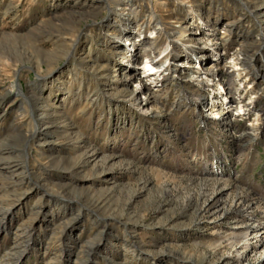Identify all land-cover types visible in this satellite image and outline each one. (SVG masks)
<instances>
[{
    "label": "rangeland",
    "instance_id": "1",
    "mask_svg": "<svg viewBox=\"0 0 264 264\" xmlns=\"http://www.w3.org/2000/svg\"><path fill=\"white\" fill-rule=\"evenodd\" d=\"M185 1L0 0V264L257 262L264 0ZM179 18L204 56L166 60Z\"/></svg>",
    "mask_w": 264,
    "mask_h": 264
},
{
    "label": "bare ground",
    "instance_id": "2",
    "mask_svg": "<svg viewBox=\"0 0 264 264\" xmlns=\"http://www.w3.org/2000/svg\"><path fill=\"white\" fill-rule=\"evenodd\" d=\"M101 2H103V0H100ZM192 2L193 1H185V0H182L181 2V5L178 7V9H176V12L177 14L180 16L183 14H186V16L188 17H191L192 20L195 18L194 17V14H193V11H192ZM187 8V9H186ZM201 11H207V13H209V9L206 7H204L203 5L199 6L198 7ZM182 13V14H181ZM253 13V12H251ZM204 14V13H203ZM202 14V16H204ZM254 14V13H253ZM108 15V12L106 14V16ZM256 15V14H255ZM203 18V17H202ZM162 23V22H161ZM179 23L182 25L180 27V30H176L175 32H166L165 33V37L166 39H169L171 40V43L173 44L174 46V50H175V53L174 54H168L166 56V60L171 58V60L177 58L180 54H178V51H180V48L179 46L177 45L178 42L182 43H188V40H189V43L190 44H193L195 46V49L192 50V52H195V53H199V54H202L204 56V54L206 53L204 51V48H203V44L201 41H196L193 39V33L192 32V28L190 25H187V26H183V25H186L187 21L185 20H182L179 18ZM261 23L264 24V20L261 21ZM155 24V23H154ZM164 24V23H163ZM162 24V25H163ZM121 35L123 36H126V37H129L131 35L130 32L124 30V31H121ZM189 37H191L190 39H188ZM261 43L260 44H253L256 49H257V54L260 53L262 47L264 46V33H262V37H261ZM249 46V45H248ZM248 46H245L243 48V52L244 53H247V50H246V47ZM151 53V52H149ZM121 54V53H119ZM161 54V53H160ZM248 54V53H247ZM249 57V56H248ZM145 58H148V56H146ZM151 58V63L152 65H149L150 62H148V60L146 59V62L143 66V69L145 72L147 73H154V72H158L157 68H160V67H157L154 65V60L155 58H152V57H149ZM252 59V58H251ZM248 60V59H247ZM250 60V59H249ZM246 62V61H245ZM127 81V80H125ZM224 84V81L221 82V85ZM227 84V82L225 83V85ZM224 85V86H225ZM147 88L146 86H143V90L145 91ZM161 92V91H160ZM154 97V94L152 93L150 95V98ZM228 98L230 100V103L232 102V100H234V96L232 95H228ZM229 102L226 103V105H228ZM143 105V103H141V106ZM146 106V105H145ZM237 110L239 111H242V108H238ZM34 117V116H33ZM199 117H204V114L202 115V113H199ZM201 118V119H202ZM50 120H51V117L50 116H46V115H43V116H40L39 117V122L43 125V127L41 129H39V131H37V136L38 138L41 140H46L47 142L45 144H43L44 147H46L47 149H50L53 145H54V141L53 140H50L53 138V128L54 126H51L50 125ZM205 125V123H204ZM58 127V126H57ZM41 154V153H40ZM46 154V153H45ZM43 155V154H42ZM19 163V162H18ZM15 164V163H14ZM11 165V164H10ZM13 167V166H12ZM11 166H5L6 169H11L12 168ZM16 168V167H15ZM14 169V168H13ZM17 169V168H16ZM14 171V170H13ZM12 171V172H13ZM23 171V170H22ZM10 172V171H9ZM12 174V173H11ZM22 174V172H21ZM13 175V174H12ZM25 176V175H24ZM28 176V175H26ZM29 179V178H28ZM221 201H216L215 203H212L210 208L212 209L215 205H218ZM249 206V205H248ZM217 207V206H216ZM250 209L252 207H249ZM215 209V208H214ZM220 210H223V207L222 209L220 208ZM227 212V211H226ZM224 213V212H223ZM225 214V213H224ZM228 214V213H227ZM84 215L83 212H78L77 215H76V219H80L82 218ZM212 223V222H211ZM231 233H233V235H236V234H246L247 236V241L246 243L244 244V246H249L251 247V251L249 254L253 253V254H260V257L258 258L257 262H255L254 264H264V217L262 218H257V216L255 215V211H251L249 212V214H247V217L245 220L241 221H238L237 223H235L232 227H231ZM237 236V235H236ZM245 240V239H244ZM102 243H99L98 245H94V248L93 250H97L100 248ZM255 244V245H254ZM229 258H225L224 261L228 260ZM211 264V263H210ZM212 264H221L220 262L219 263H212ZM224 264H227L224 263Z\"/></svg>",
    "mask_w": 264,
    "mask_h": 264
}]
</instances>
